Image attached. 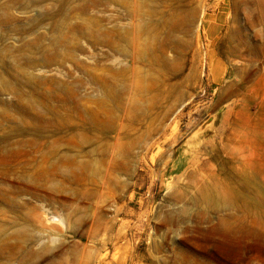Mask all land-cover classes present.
I'll use <instances>...</instances> for the list:
<instances>
[{
    "label": "rangeland",
    "instance_id": "rangeland-1",
    "mask_svg": "<svg viewBox=\"0 0 264 264\" xmlns=\"http://www.w3.org/2000/svg\"><path fill=\"white\" fill-rule=\"evenodd\" d=\"M0 264H264V0H0Z\"/></svg>",
    "mask_w": 264,
    "mask_h": 264
},
{
    "label": "bare ground",
    "instance_id": "bare-ground-1",
    "mask_svg": "<svg viewBox=\"0 0 264 264\" xmlns=\"http://www.w3.org/2000/svg\"><path fill=\"white\" fill-rule=\"evenodd\" d=\"M261 1H263V0H261ZM187 240H190V239H187ZM198 246H202V245H198Z\"/></svg>",
    "mask_w": 264,
    "mask_h": 264
}]
</instances>
